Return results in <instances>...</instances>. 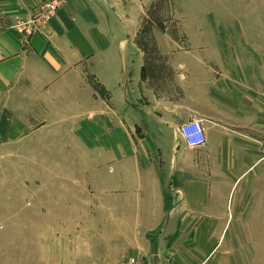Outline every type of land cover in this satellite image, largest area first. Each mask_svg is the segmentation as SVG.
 Returning a JSON list of instances; mask_svg holds the SVG:
<instances>
[{
    "label": "crops",
    "instance_id": "0c3cea01",
    "mask_svg": "<svg viewBox=\"0 0 264 264\" xmlns=\"http://www.w3.org/2000/svg\"><path fill=\"white\" fill-rule=\"evenodd\" d=\"M44 1L0 0V173H50V264H119L120 245L133 264H264V0L175 30L137 26L135 0H59L25 42Z\"/></svg>",
    "mask_w": 264,
    "mask_h": 264
},
{
    "label": "rangeland",
    "instance_id": "374dc122",
    "mask_svg": "<svg viewBox=\"0 0 264 264\" xmlns=\"http://www.w3.org/2000/svg\"><path fill=\"white\" fill-rule=\"evenodd\" d=\"M223 2L228 9H239V0H150L146 5L142 0H135L134 20L137 26L145 28L175 30L191 25L192 10L207 5L216 8ZM148 31L136 37V49L146 47L148 55L154 58L152 44L156 41V34ZM52 197L50 173H38L33 177L27 173H0V264H50V251L53 250L50 247ZM122 249L120 245L119 264H133L130 256L121 257ZM54 258L62 262L57 255L51 256V261ZM100 262L109 264L110 258L104 257Z\"/></svg>",
    "mask_w": 264,
    "mask_h": 264
},
{
    "label": "built area",
    "instance_id": "2783aa9c",
    "mask_svg": "<svg viewBox=\"0 0 264 264\" xmlns=\"http://www.w3.org/2000/svg\"><path fill=\"white\" fill-rule=\"evenodd\" d=\"M59 4V0H46L36 8L30 20L15 26L18 32L23 35L25 42L31 35L40 33L46 27ZM179 134L186 145L191 148H202L206 145L205 132L200 120H190L183 123L179 127Z\"/></svg>",
    "mask_w": 264,
    "mask_h": 264
}]
</instances>
